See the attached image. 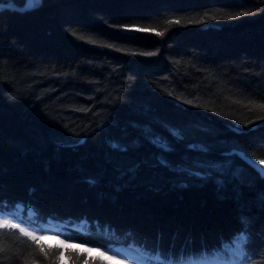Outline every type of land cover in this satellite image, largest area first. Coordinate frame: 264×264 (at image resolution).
<instances>
[{
    "label": "trees",
    "instance_id": "obj_1",
    "mask_svg": "<svg viewBox=\"0 0 264 264\" xmlns=\"http://www.w3.org/2000/svg\"><path fill=\"white\" fill-rule=\"evenodd\" d=\"M27 1L0 0V214L72 244L0 228V264H234L241 217L264 264V0Z\"/></svg>",
    "mask_w": 264,
    "mask_h": 264
},
{
    "label": "snow or ice",
    "instance_id": "obj_2",
    "mask_svg": "<svg viewBox=\"0 0 264 264\" xmlns=\"http://www.w3.org/2000/svg\"><path fill=\"white\" fill-rule=\"evenodd\" d=\"M29 6H35L39 3V0H28ZM5 7V5H0V8ZM6 7L8 8H15V5L9 2ZM247 12H238L236 13L237 16L240 15H247ZM171 23L179 24V20L171 21ZM138 31H149L150 29H140L137 28ZM161 33H157L160 35ZM262 110H264V104L259 106ZM172 134L176 138H180L181 133L178 130L173 129ZM114 147L119 148V145H114ZM245 158H247L245 154ZM252 164L255 165V161L251 160ZM260 163L264 165V160H261ZM256 171L260 177V179L264 180V167H256ZM19 214L15 215H6L4 218H0V228H11L17 229L21 234L26 237H30L33 241H36L40 238V234L44 233L47 234V230L39 227L36 225L35 220L36 218L32 215H29L28 222H25L23 219L19 218ZM10 221H14L10 223ZM250 221L247 217H241V225L242 229L238 232V234L234 237L233 241L227 246L226 251L230 254L234 264H246L247 260L249 259V251H248V244L250 241V236L248 234V226ZM31 229V230H28ZM57 235H62L61 233H57ZM68 238L65 240H61V243L66 242ZM68 242H71L70 240ZM131 252H134L136 256H138L144 264H178V262L172 259L166 250L159 249L153 250L148 252L144 248H133L130 247ZM100 251L102 255H107L109 260H117L120 261L122 256L117 254V252L109 251L108 249H97Z\"/></svg>",
    "mask_w": 264,
    "mask_h": 264
},
{
    "label": "rangeland",
    "instance_id": "obj_3",
    "mask_svg": "<svg viewBox=\"0 0 264 264\" xmlns=\"http://www.w3.org/2000/svg\"><path fill=\"white\" fill-rule=\"evenodd\" d=\"M4 217H5L4 215L0 214V218H4ZM12 222H14V221H10V223H12ZM28 230H31V229H28ZM39 239H42L44 241L58 242L62 246L72 244L70 242L61 243V240H63V239H60V238L52 235L49 232H47V234L41 233ZM80 247L86 248V250L89 252L100 254L102 257H104L107 261H109L112 264H144V262L138 256H136L134 252H131V249H128L130 247L121 246V248H117V247L112 248L111 251L117 252V254H120L122 256V259L120 261L109 260L107 255H102L100 251H97V249H94V248H91L88 246H80ZM128 257L131 260L128 259ZM225 259H226L225 255L220 253V254L214 255L213 257L207 259L206 261L204 259H202L199 262L191 263L190 260H184V263L180 262L178 264H225V262L222 261ZM137 262H139V263H137Z\"/></svg>",
    "mask_w": 264,
    "mask_h": 264
},
{
    "label": "water",
    "instance_id": "obj_4",
    "mask_svg": "<svg viewBox=\"0 0 264 264\" xmlns=\"http://www.w3.org/2000/svg\"><path fill=\"white\" fill-rule=\"evenodd\" d=\"M26 7H31V6H29V3H28V1L26 2V4L22 7V8H26ZM248 158V157H247ZM244 159H245V161L248 163V164H250L252 167H254V168H256L257 166H259L258 164H256L255 163V165H253L252 164V162H251V159L250 158H248V159H246L245 157H244ZM260 167V166H259Z\"/></svg>",
    "mask_w": 264,
    "mask_h": 264
},
{
    "label": "bare ground",
    "instance_id": "obj_5",
    "mask_svg": "<svg viewBox=\"0 0 264 264\" xmlns=\"http://www.w3.org/2000/svg\"><path fill=\"white\" fill-rule=\"evenodd\" d=\"M252 160V159H251ZM256 163V162H255ZM257 164V163H256ZM250 165V164H249ZM259 165V164H258ZM251 166V165H250ZM260 166V165H259ZM261 167V166H260ZM254 168V167H253ZM256 169V168H255ZM5 216V215H4ZM112 248H115V247H112ZM117 248H121V247H117ZM111 251V250H110ZM128 259H130L129 257H128ZM131 260V259H130ZM133 261V260H132ZM137 263H139V262H137Z\"/></svg>",
    "mask_w": 264,
    "mask_h": 264
}]
</instances>
